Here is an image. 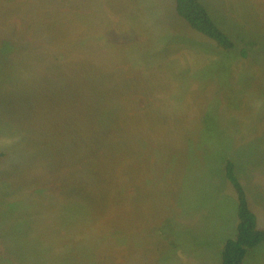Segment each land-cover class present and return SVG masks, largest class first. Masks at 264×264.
<instances>
[{
    "label": "rangeland",
    "instance_id": "1",
    "mask_svg": "<svg viewBox=\"0 0 264 264\" xmlns=\"http://www.w3.org/2000/svg\"><path fill=\"white\" fill-rule=\"evenodd\" d=\"M201 1L232 53L174 0H0V264H222L227 162L264 194V0Z\"/></svg>",
    "mask_w": 264,
    "mask_h": 264
},
{
    "label": "trees",
    "instance_id": "2",
    "mask_svg": "<svg viewBox=\"0 0 264 264\" xmlns=\"http://www.w3.org/2000/svg\"><path fill=\"white\" fill-rule=\"evenodd\" d=\"M174 3L177 16L192 29L213 40L220 50L232 53L237 49L234 39L216 23L201 0H174ZM248 49L246 47L241 53L246 55ZM225 173L238 196L239 226L236 237L227 241L224 246L222 264H242L249 250L264 242V229L258 228L257 218L251 211L245 190L237 178L234 162H227Z\"/></svg>",
    "mask_w": 264,
    "mask_h": 264
},
{
    "label": "crops",
    "instance_id": "3",
    "mask_svg": "<svg viewBox=\"0 0 264 264\" xmlns=\"http://www.w3.org/2000/svg\"><path fill=\"white\" fill-rule=\"evenodd\" d=\"M249 178H250V176H249ZM240 183H241L242 187L244 188L242 182H240ZM258 185H261V184H258ZM244 190H245V193H246V196H247V201H248L249 207H250L251 211L255 214V216L257 215L260 218L259 223L261 224V215H262V217L264 219V194H263V196L259 200V199H257L254 196V193L248 194L246 192V188H244ZM260 191H263V193H264V187ZM257 216H256V218H257ZM237 217H238V226H239L238 206H237ZM258 228L259 229H264V224L263 225H260V226L258 225ZM237 232H238V230H237ZM232 235L234 236V232H233ZM232 237L231 238H227V240L224 242V246H225V244H226L227 241H229L231 239H234L236 236H234L233 238ZM224 246H223V249H224ZM223 249H222V251H223ZM255 249H256V247L253 248V249H251V250H249V252L247 253V255L244 258V260H246V259H248L250 257L255 256L257 254V251H255ZM244 260H243V262H244ZM243 262H242V264H243Z\"/></svg>",
    "mask_w": 264,
    "mask_h": 264
}]
</instances>
